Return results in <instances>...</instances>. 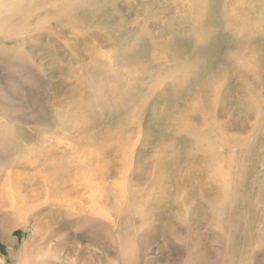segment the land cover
<instances>
[{
	"label": "bare ground",
	"instance_id": "obj_1",
	"mask_svg": "<svg viewBox=\"0 0 264 264\" xmlns=\"http://www.w3.org/2000/svg\"><path fill=\"white\" fill-rule=\"evenodd\" d=\"M101 9H106V1L0 0V35L10 36L21 49L29 41L38 54L58 55L44 42V33L75 57L66 39L53 30L71 24L77 31ZM71 115L59 120L55 116L48 121L52 130L42 127L20 143L17 125L12 126L0 107V242L14 244L13 230L31 233L17 264H231L232 252L244 253L246 245H254L252 234L258 239L255 247L264 249V196L256 202L251 184L264 180L252 182L242 175L217 126L206 123L200 131L179 125L195 148L183 150L174 137L156 150L134 118L112 131L92 133L99 122L93 125L91 116ZM213 130L222 137L209 132ZM243 211L247 225L242 226ZM203 227L199 242H209L207 235H212L217 250L206 245L201 251L203 247L194 244L191 251L186 246L187 235H199ZM224 247L231 250L228 257H223ZM190 253L199 256L191 258ZM0 264H5L1 256Z\"/></svg>",
	"mask_w": 264,
	"mask_h": 264
},
{
	"label": "rangeland",
	"instance_id": "obj_2",
	"mask_svg": "<svg viewBox=\"0 0 264 264\" xmlns=\"http://www.w3.org/2000/svg\"><path fill=\"white\" fill-rule=\"evenodd\" d=\"M101 1H106V9L93 10L89 22L81 17L90 24L84 23L77 31H72L71 24L53 30L66 39L75 57L44 33V42L58 55L38 54L29 41L23 50L10 36L0 35V107L7 111L12 126L19 127L18 141L52 130L48 121L58 113V120L71 114L74 119L91 116L93 125L100 123L92 133L112 131L134 118L143 125L141 134L154 140V149L175 137L183 150L192 151L193 141L179 131V125L201 131L207 123L224 131L232 161L242 175L252 182L264 180V0ZM54 107L60 108L58 112H53ZM209 132L222 137L217 130ZM144 157L140 155V161ZM186 170L192 176L191 164ZM251 184L258 202L257 197L264 196V181ZM245 215L243 211L242 226L247 225ZM198 232L186 237L191 251H195L194 244L218 249L212 235H207L209 242L203 238L199 242L204 227ZM11 233L14 244L0 242L5 264L18 263L22 243L31 235L21 229ZM251 236L250 241L254 237L256 243L257 235ZM255 243L230 257L236 264H264V249H257ZM230 252L224 247L223 257ZM196 256L190 253L191 258Z\"/></svg>",
	"mask_w": 264,
	"mask_h": 264
}]
</instances>
